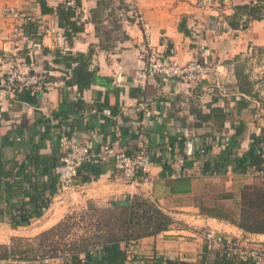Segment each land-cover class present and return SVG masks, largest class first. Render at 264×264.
I'll use <instances>...</instances> for the list:
<instances>
[{"label": "crops", "instance_id": "obj_1", "mask_svg": "<svg viewBox=\"0 0 264 264\" xmlns=\"http://www.w3.org/2000/svg\"><path fill=\"white\" fill-rule=\"evenodd\" d=\"M63 1L0 0V54L11 46L15 24L2 10L15 7L24 19L18 21L24 35L15 45L23 70L37 72L48 84L46 96L24 89L11 93L0 65V245L16 236H39L76 208H105L135 195L158 201L175 223L135 242L127 264H216L221 249L208 244L205 229L264 245V234L202 214L195 201L264 182L254 173L236 171L234 164L221 175L203 170L204 162L217 161L230 148L232 159L251 147L264 158V19L247 29L229 25L236 7L262 0H217L207 9L198 8L195 0H140L146 29L114 15V5L124 0H80L71 18L80 28L71 44V62L57 55L53 36L39 23L60 25L55 10ZM149 42L164 61L196 59L214 72L191 84L155 77L139 85L141 49ZM61 129L80 143H92L94 160L105 143L131 155L142 136L153 162L150 183L127 185L112 161L102 167L92 161L81 173L98 170L97 179L82 181L81 176L72 188L58 191ZM180 158L190 191L174 193L178 179L169 177L164 163ZM200 183L219 184V189L200 190Z\"/></svg>", "mask_w": 264, "mask_h": 264}, {"label": "trees", "instance_id": "obj_2", "mask_svg": "<svg viewBox=\"0 0 264 264\" xmlns=\"http://www.w3.org/2000/svg\"><path fill=\"white\" fill-rule=\"evenodd\" d=\"M80 0H77L79 6ZM57 15L60 18V26L67 28V34L70 46L74 39V34L80 29L71 18L75 15L73 9H64L61 6L56 9ZM242 16H246V20H241ZM264 19V0L250 5L236 7V13L229 18V25L234 29H247L255 20ZM59 55V52L57 54ZM71 54L61 57L63 60H75L70 57ZM71 64V63H70ZM235 141L231 144L234 145ZM255 146V145H254ZM135 152V151H134ZM134 154V153H133ZM231 148L224 151L218 156L215 162H204L203 170L208 175L223 174L228 170L229 165L234 164V169L241 173L248 171L250 166H256L257 169L264 167V158L260 153H257L255 147H251L245 156L241 158H231ZM96 164H106L107 162L100 157L93 160ZM90 162L83 163L81 167H87ZM102 164V165H103ZM101 165V167H102ZM79 169L78 178L83 177ZM104 168V167H103ZM87 170V169H86ZM87 173V174H86ZM82 181L97 179L100 171H86ZM92 175L93 177H89ZM87 176V177H86ZM77 178V181H78ZM76 181V183H77ZM177 185L172 187L174 193L188 192L190 189V180L186 177L179 178L176 181ZM178 188V189H177ZM200 197V201L196 202L202 214L216 217L220 220L228 221L237 225L246 233L264 234V182L256 180L250 184L241 186L237 193L218 191L213 196L207 198ZM232 201L234 205L229 208L226 202ZM100 211V216L97 219L96 231L90 235L81 237L74 243H69L63 249L54 247L50 253L41 250V259L50 258L56 263L58 260L61 264H127L128 255L126 245L135 243L138 240L155 236L161 232L168 230L174 225L172 216L164 211L158 201L152 200L143 195H135L131 201L114 203L105 208H92ZM68 217L57 226L42 233L40 237L47 233L58 231L61 225L64 224ZM221 235V234H218ZM226 237L224 235H221ZM235 240V239H234ZM42 244V243H41ZM4 249V253L0 255V259H9L12 252L10 246H0ZM30 250L28 249L27 252ZM70 256V263L62 261L64 256ZM37 258L40 255H36ZM27 260V259H26ZM32 264V263H29ZM169 264H189L185 262H169ZM196 264H206V261H201ZM216 264H253L243 260L239 254H234L229 257L226 253L220 251L217 255Z\"/></svg>", "mask_w": 264, "mask_h": 264}, {"label": "built area", "instance_id": "obj_3", "mask_svg": "<svg viewBox=\"0 0 264 264\" xmlns=\"http://www.w3.org/2000/svg\"><path fill=\"white\" fill-rule=\"evenodd\" d=\"M217 0H195L198 8H212ZM77 0H64L61 8L76 9ZM57 10H55V14ZM113 13L116 17L123 21H131L137 25L147 28L143 9L140 6V0H124L117 2L113 7ZM4 18L11 19L15 22L12 27L11 46L0 54V65L4 68V76L6 87L11 93H15L19 89L29 90L33 94L46 96L47 86L43 76L37 72H26L17 54L16 44L18 38L24 35L22 28V15L11 6H6L2 10ZM28 21V20H26ZM39 23L43 31L50 33L55 42V47L60 57L68 56L71 52V46L67 34V29L60 25H52L43 19ZM141 51L144 53V65L136 72L135 82L144 85L149 79L159 77L171 81H177L185 84H191L201 81L214 72L212 65L201 62L200 60H190L181 63L176 59L164 61L162 55L157 49H154L149 43L142 45ZM74 64L71 65L73 67ZM140 123L136 122L138 127ZM59 147L61 150L60 164L56 168V178L58 183V191L64 192L72 188L77 181L79 169L83 163L92 162L94 155L92 153V143H80L70 137L66 129H61L58 133ZM105 162L112 161L114 169L121 174L122 181L127 185L138 186L147 184L151 181L150 168L153 164L148 142L139 135L136 142V150L134 154H128L124 150L117 149L110 143L101 145V151L98 155ZM165 166H169V177L173 179L184 178L189 175L185 166V159L180 158L174 162H166ZM248 172L254 173L261 179L264 178V167L257 169L256 166H250ZM214 175H218L214 173ZM203 235L209 245H219L223 253L229 257L234 254L249 263L264 264V245L252 242H243L223 237L210 229H205ZM133 244L126 245L128 262L132 258ZM63 263H70V256L65 255ZM51 259H46L48 263Z\"/></svg>", "mask_w": 264, "mask_h": 264}, {"label": "rangeland", "instance_id": "obj_4", "mask_svg": "<svg viewBox=\"0 0 264 264\" xmlns=\"http://www.w3.org/2000/svg\"><path fill=\"white\" fill-rule=\"evenodd\" d=\"M251 65L253 67V64ZM199 189L218 190L219 184L207 183L204 185L200 183ZM195 201L198 202V199H195ZM204 201L207 203L208 199L205 197ZM227 205H230L229 208L233 206L231 204ZM100 214L98 209L76 208L67 216L68 218L58 231L47 233L42 237H40V235L36 237L16 236L12 238L10 244L5 245L10 246L12 252L15 250V253L10 255L9 259H3L2 261L8 264H36L43 260L50 259H41L42 249L50 253L49 251L54 247L63 249L68 246L69 243H74L81 237L90 235V233L96 231L97 219ZM28 249L30 250L29 252H27ZM3 253L4 249L0 248V255ZM36 255H40V257L37 258Z\"/></svg>", "mask_w": 264, "mask_h": 264}]
</instances>
